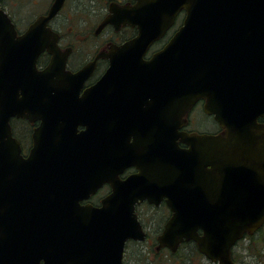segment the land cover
I'll list each match as a JSON object with an SVG mask.
<instances>
[{
    "label": "water",
    "instance_id": "1",
    "mask_svg": "<svg viewBox=\"0 0 264 264\" xmlns=\"http://www.w3.org/2000/svg\"><path fill=\"white\" fill-rule=\"evenodd\" d=\"M64 1L55 0L50 12L20 37L0 8V43L13 50L26 45L37 47V55L31 59L34 76L22 83L21 104L30 103L31 94L45 87L57 66L52 63L37 72L35 60L49 42L38 34L49 32L47 24ZM183 9L186 18L181 29L163 50L144 60L148 48ZM154 11L144 15L137 38L104 55L111 62L93 91L101 97L102 118L112 113L118 91L127 88L130 95L140 96L142 101L150 99V109L155 105L160 117L164 112L167 130L198 99L207 100L206 112L215 116L224 132L176 135L175 139L189 145L187 150L169 143L173 152L166 154L174 162V178L167 183L177 186L166 187L165 193L174 215L158 242L159 247L176 251L184 241H195L211 261L235 264L233 246L264 223V124L258 121L264 119V0H156ZM124 16L123 23L128 24L126 14H114L104 25L119 24ZM26 58L17 52V65H24L20 60ZM92 70L93 64L81 73L87 77ZM16 79L5 82L14 85ZM2 112L0 109V136L11 141L9 121L16 112L10 110L7 116ZM26 113L30 110L17 107V116ZM145 198L139 195L137 200ZM135 202L133 199L124 217L120 208L117 211L110 205V198L106 206L97 209L40 206L17 195V180H12V186H0V208L4 207L0 228L10 233L9 242L12 233L18 232L17 264H66L67 253L76 257L80 254L84 235L95 243L97 252L86 261L71 264H123L127 241L146 239ZM89 212L92 220L85 230L81 218ZM7 262L0 256V264Z\"/></svg>",
    "mask_w": 264,
    "mask_h": 264
},
{
    "label": "flooded vegetation",
    "instance_id": "2",
    "mask_svg": "<svg viewBox=\"0 0 264 264\" xmlns=\"http://www.w3.org/2000/svg\"><path fill=\"white\" fill-rule=\"evenodd\" d=\"M7 1L1 0L0 7L10 17L18 37L23 36L39 17L47 15L55 3V0H49L33 21L19 24L17 13L12 12V9L17 10V0ZM155 7L156 0H65L61 10L47 24L49 32L38 34L48 38L49 42L35 60L37 72L45 71L52 63L57 66L45 87L36 88L31 94L28 104L20 103L22 83L31 81L34 76L31 59L37 55V47L26 45L13 50L0 43V109L6 116L10 110L16 112L9 121L11 141L0 136V186H12V180H17V195L20 193L27 201L40 206L97 209L106 206L105 201L110 198V205L117 211L120 208L122 217L136 199L135 213L146 232V239L143 242L127 241L123 264H126L129 243H150L146 221L157 218L164 224L152 240V248L149 246L148 249L154 250L159 257L149 258V264H163L164 258L170 263L180 262L179 257L188 264L194 260L215 264L199 251L195 241H184L176 251L159 247L158 242L165 225L174 215L168 203L170 198L165 193L166 187L177 186L167 183L174 178V162L166 154V151L173 152L169 143H177L179 149L187 150L189 145L180 138L175 139L176 135L223 133L214 116L207 114L206 99L197 100L181 120L167 130L164 112L160 117L159 111L154 110L155 105L150 109V99L142 101L140 96L130 95L127 88L118 91L112 113L108 118H102L101 97L97 98L93 91L111 62L104 55L112 48L117 52V48L137 38L144 15L154 11ZM114 14H126L129 23H123L124 16L119 24L104 25ZM185 17L186 10L183 9L163 36L148 48L144 60L152 59L165 48L183 26ZM17 52L26 55V59L20 60L24 65H17ZM91 64L93 70L85 77L81 71ZM12 78H17L14 85L5 82ZM17 107L30 110V113L17 116ZM258 121L264 124L263 118ZM103 122L108 123L107 127ZM214 125L218 129L210 131ZM10 166L12 168H8ZM4 172L12 175L2 174ZM139 195L146 198L137 200ZM0 211L4 212V207ZM81 220L86 230L92 213L84 214ZM263 228L264 225L260 230ZM17 234L12 233L10 242L6 241L10 233L0 228V256L8 260V264H17L20 247ZM199 234L202 236L203 231L199 230ZM247 238L248 235L237 245ZM83 241L78 257L72 253L65 255L66 264L86 261L97 252L95 243L86 235ZM237 245L233 249L236 264L239 262L234 251ZM180 252L182 254L176 257ZM251 254L254 255L252 264H264V248ZM160 255L164 257L160 258Z\"/></svg>",
    "mask_w": 264,
    "mask_h": 264
},
{
    "label": "rangeland",
    "instance_id": "3",
    "mask_svg": "<svg viewBox=\"0 0 264 264\" xmlns=\"http://www.w3.org/2000/svg\"><path fill=\"white\" fill-rule=\"evenodd\" d=\"M10 1L8 0L7 3ZM47 2L49 0H17V10L12 9L13 13H17V23L26 24L33 21L41 11L44 10L45 6H47ZM19 4V5H18ZM64 19H60L63 21ZM64 23V22H63ZM199 125H202L201 121H199ZM210 131H216L218 128L210 127ZM164 223L157 218L154 221H146L147 230L151 234L150 243H129L127 247V256H126V264H149L150 260H154L159 257L154 250H149L148 247L152 248L151 243L152 240L156 239V236L159 233L160 228H162ZM264 248V228L255 235L251 240L249 238L240 242L237 245L235 254L238 256L239 262L238 264H252L254 255L251 253H255L257 249ZM148 249V250H147ZM245 249V250H244ZM182 253L180 252L176 257L180 256ZM164 257V255H160V258ZM180 262H168L167 258H164L163 264H188V262L183 261V257ZM190 264H207L205 261L201 262L199 260H194Z\"/></svg>",
    "mask_w": 264,
    "mask_h": 264
},
{
    "label": "trees",
    "instance_id": "4",
    "mask_svg": "<svg viewBox=\"0 0 264 264\" xmlns=\"http://www.w3.org/2000/svg\"><path fill=\"white\" fill-rule=\"evenodd\" d=\"M255 236H248V238L251 240L252 238H254Z\"/></svg>",
    "mask_w": 264,
    "mask_h": 264
}]
</instances>
